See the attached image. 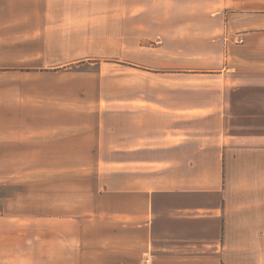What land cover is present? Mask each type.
Returning a JSON list of instances; mask_svg holds the SVG:
<instances>
[{
  "label": "crops",
  "instance_id": "1",
  "mask_svg": "<svg viewBox=\"0 0 264 264\" xmlns=\"http://www.w3.org/2000/svg\"><path fill=\"white\" fill-rule=\"evenodd\" d=\"M7 188L0 264H264V0H0Z\"/></svg>",
  "mask_w": 264,
  "mask_h": 264
},
{
  "label": "rangeland",
  "instance_id": "2",
  "mask_svg": "<svg viewBox=\"0 0 264 264\" xmlns=\"http://www.w3.org/2000/svg\"><path fill=\"white\" fill-rule=\"evenodd\" d=\"M26 66H28V65H26ZM88 66H92L93 69L96 68V65H89V64L82 65L80 68L84 70V69H87ZM122 74H124V73H122ZM108 75L109 76H114L112 69H110V71L108 72ZM111 89H112L111 84H108V87L105 90L106 93L111 94ZM98 157L100 158V161L102 162L101 167L103 166V171H102L101 174L102 175H109L110 178H111L112 177L111 176L112 175V173H111V163H112L113 156L112 155H101V156H98ZM73 159H74V162L80 161L81 156H73ZM79 180L80 179H77V181H79ZM37 181H38L39 184L35 188L36 192H38V191H40V192H43V191L48 192L51 189V188H49V184H50L49 182H50V180H49L48 177L42 176L40 179H37ZM60 181L62 183L60 185L61 187H60V190H58V193L61 192V194H63L64 188H65V186H64L65 179H64V176H63V172H61V173L58 172V176H57L56 182H54V181L53 182L54 183H57V182L59 183ZM86 181L89 182V183L91 182L90 180L89 181L86 180ZM10 191H11V188L0 189V194L9 193ZM31 205L32 206L33 205L34 206H38V205H40V206H47L48 208H50V206L52 204L47 202V203H32ZM54 205L58 208L60 206L62 207L64 205V203L58 202V203H54ZM57 211H59V210H57ZM56 213L59 214L60 212H56Z\"/></svg>",
  "mask_w": 264,
  "mask_h": 264
}]
</instances>
